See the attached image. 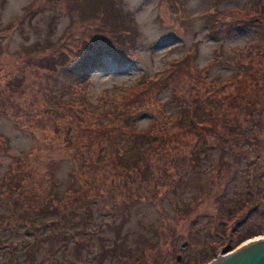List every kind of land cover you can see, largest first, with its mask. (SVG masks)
<instances>
[{
	"label": "rangeland",
	"instance_id": "374dc122",
	"mask_svg": "<svg viewBox=\"0 0 264 264\" xmlns=\"http://www.w3.org/2000/svg\"><path fill=\"white\" fill-rule=\"evenodd\" d=\"M103 3L120 8L113 18L119 27H133L130 37L121 36L122 31L118 38L110 36L114 45L105 42L110 30L100 20ZM248 3L264 5V0H0V264H205L227 253L225 248L233 251L264 237V111L261 122H244L249 129L241 125L240 133L218 127L200 135L160 126L179 114L174 94L187 97L191 105L200 98L205 105V95L220 90L211 78L225 80L239 69L219 50L240 59L239 49L252 48L245 63L253 59L255 67L261 66L252 45L264 32V14L247 18L254 12ZM213 6L224 12L215 27L209 12ZM197 38L209 52L200 55L191 46ZM86 42H104L126 62L104 55V63L84 78L80 94L100 107L117 102L137 128L154 121L152 133L169 138L161 154L160 144L147 141L159 150L148 154L153 167L146 180L134 169L114 165V144L99 142L105 137L102 127L88 130L91 136L80 140L76 133L97 125V116L89 112L75 124L46 113L52 105L66 109L68 100L59 95L65 69L86 55ZM188 53L199 67H208L206 82L185 62L189 74L162 78ZM159 77V84L151 83ZM79 88H64L65 97L74 96L72 111L78 108ZM135 90H145V100L127 109L125 97ZM239 103L240 97L230 103L229 117L238 113ZM66 128L74 130L73 136ZM245 128L248 137L241 135ZM202 144H207L204 151ZM196 153L199 164L194 165ZM247 188L254 194H246ZM48 201L58 211L38 213ZM241 202L245 210L231 217L232 206ZM251 211L256 215L245 217ZM23 214L36 216L37 224L29 228ZM222 214L231 218L223 233ZM60 217L59 232L44 224ZM240 221V230L256 227L246 239L240 231L233 234Z\"/></svg>",
	"mask_w": 264,
	"mask_h": 264
},
{
	"label": "trees",
	"instance_id": "16d2710c",
	"mask_svg": "<svg viewBox=\"0 0 264 264\" xmlns=\"http://www.w3.org/2000/svg\"><path fill=\"white\" fill-rule=\"evenodd\" d=\"M103 4H104V11L102 12L100 20H102L101 23L104 24L105 29L110 30L109 35H105L104 37L105 42H108L111 45H114L110 36L118 38L119 32L121 33L122 31H125V35H121V36L130 37L133 27L129 26L128 29L119 27L120 23L116 22L115 18H113L114 16H118L121 14L120 8L119 7L115 8V3H111L112 4L111 6H109V3H103ZM247 8L248 10L254 11L253 13L248 14L246 16L250 20H256L260 17L262 13L264 14V5L262 3H248ZM256 8L258 9V11H256ZM209 12L211 13V17H210L211 23H212L211 27H215L216 26L215 20L218 18V21H221L220 17L223 16L224 12L223 10L217 9L215 6H213ZM239 13L245 14V10L239 9ZM85 18H88V17L85 16ZM243 22L246 23V21H243ZM234 25L236 26V24ZM111 33L115 35L113 36L111 35ZM255 39H256L255 45H252V47L253 48L255 47L254 55L256 57H259L260 62H263L261 66L255 67L253 65V62H254L253 59H251V63L249 64L245 63L246 58L253 53L252 48H248L246 52H243L239 49L238 54H240L241 56L240 59H237V56L225 55L221 53V51L219 50L221 58L225 57V58H231V59L236 60V63L238 64L239 69L236 70L234 74L227 77V79L225 80H218L216 77L211 78L212 79L211 81H213L214 84H216L220 88V90L218 91L213 90L209 95L206 94L205 95L206 96L205 105H204V101H201L200 98H193L192 105H191L187 101V97L185 98L184 96L183 98H181L174 94V96L180 100L178 102L179 114L174 119L173 123L163 120V122H160L162 123V125L160 126H164V127L168 126V128L178 127L183 132H197L198 134L202 135L203 131H206V134H213L220 127L223 128V131H230L231 133H233L237 129V133H240L239 127L243 125L244 122H248V123L249 122H261L263 111H264V32H262L261 35L257 34ZM103 43L104 42H100V43L86 42L85 43L84 48H82L84 49L82 52L87 51L86 55L84 54V56L79 59L78 63L73 65L72 67L73 69H70V68L65 69L66 82L63 85L59 95H61L60 100H62V98L65 100H68L66 109L64 110L60 107H54L52 105L50 108L47 109L49 110V112L46 111V113L48 117L52 119H55L56 115L58 114L59 117L65 118L66 121L72 120V122H74L75 124H79L80 122H82L81 118L82 117L86 118L87 117L86 115L89 112L97 116L96 117L98 119L97 125L96 123H95V126L91 124L87 125L86 127L87 133H82V135H80V133H76V134H79L80 140L84 142L86 137L91 136L90 131L99 129V126L102 127V129H104L102 134L105 137L102 138L99 142L105 141L106 143L114 144V148H113L114 165L115 166L119 165L121 167L123 166L124 168H130L131 170L134 169L135 171H137L140 177H143L146 180L149 177L147 174L150 172V169L152 166V163L149 161L148 154H155V150L157 149L155 147L150 148L149 143L147 141L151 139L156 144H160V154H161L162 150H164L161 144L168 145L170 142L166 134H162V132L160 135H159V132H158V135L152 133V131L154 130L153 127L155 128L157 126V123L154 121H151L150 127L148 126L142 129L137 128L135 121H133L134 119L132 118L130 120L127 114H123L125 113V109L123 107H118L117 102L111 105H108L107 107H104V106L100 107L96 105L95 103H93V101H91L87 96L80 94L81 88L84 86L83 84H85L84 78L88 76V73L90 72L89 70L102 65L104 63L103 62L104 58L102 59L104 55H107V54L114 55V52L112 53L111 49L104 48ZM124 48H127V46L124 45ZM114 56H115L114 57L115 59L113 60L117 62H126L123 59H121L119 56L117 55H114ZM183 62H185L189 66L192 73H199L200 79L206 82L207 78L205 76V72L208 69V67H204V68L199 67L192 53H188L187 55L182 57L180 59V62H178L177 65L175 66V68L172 70L169 69L168 70L169 72L167 74H164L162 78L163 77L169 78L171 76L174 77L177 74V72H182V73L185 72L189 74V71L187 69H184L185 66L183 68ZM60 64L64 66L63 63H60ZM48 66H53L54 68V64L52 63L49 64ZM195 76L196 74L194 75V77ZM162 78L159 77L156 80H153L151 83L155 82L159 84V82L162 81ZM145 79L146 81H148V79L152 80L148 76H146ZM66 85L69 86V90L72 89L73 85L80 86L78 94H77L78 108L74 111L70 110L74 96L71 95L69 99H68V96L66 97L64 96V94H66V91L64 89ZM230 87H233V89L235 88V90L229 91L227 93L221 92L220 95L218 94L219 91L221 90L224 91L225 88L228 90V88ZM238 88H240V94L237 92ZM145 90H141V91L135 90L136 92L128 94L125 97L124 107L128 109L130 107L141 105L143 101L145 100L143 96V92ZM237 97H240V103L237 107L238 113L237 114L233 113L229 117L227 108L230 105V103H232V101L235 100ZM51 104L52 102L50 101V105ZM57 104L58 106L60 105L59 102H57ZM256 110L257 111L260 110V111L257 113ZM96 112L99 115H97ZM229 112L232 113L231 110ZM85 121H86L85 123L88 124V120L85 119ZM244 127H247V126H244ZM247 128H245V131L241 135H246L248 137L249 132ZM65 130H66V133H68L70 136H73L72 131L74 130L70 131L69 128H66ZM83 144L86 145V143H83ZM258 146L260 147V144H258ZM199 148H201L200 150L204 151L205 149H207V144H202ZM101 152L102 154H105L104 149H102ZM156 152L158 153V151ZM198 154L199 153L195 154V161L193 163L194 165L196 163L199 164ZM193 164L190 163L191 168H193ZM50 182L53 185V181L51 179H50ZM2 184L4 183L0 182L1 186ZM78 190L79 189L73 190V191H78ZM247 191L248 192H246V194H250V195L254 194L253 191L251 192L250 188H247ZM83 194H84V191L80 190L79 195H83ZM232 207L233 209L231 210H236V211H234L231 217H233L239 209L243 211L246 208V206H244L242 202ZM234 207L236 208L234 209ZM88 210H89L88 213L90 216L92 213V210L90 209ZM53 211H58V209L52 205L51 201H48L46 203H43L41 208L37 212L42 215H47L48 213L50 214ZM254 211L249 212V215L247 214L245 217L256 215V212ZM22 216H26V222L28 223L29 228L37 224L33 222L34 218L36 220V216H33V215L31 216L29 214H23ZM19 217L21 218V216ZM228 217L229 216L222 214V218L218 220L220 224H222L223 227L225 228L222 231V233L227 231V226H228L227 222H229V220L231 219ZM63 221L64 219L60 217L57 220L55 219L46 220L44 221V224L45 225L50 224L53 227V229H57L59 232L61 231V229H59L57 226ZM241 224H242V221L237 223V225L233 228V234L240 231L239 233L240 238L246 239L247 236L252 234L250 230H253L256 227L240 230L239 226L241 228L243 227L241 226ZM37 226L40 227L39 225ZM45 236L48 237L47 235ZM221 236L226 237L224 236V234H222ZM243 239H241V241H243ZM230 250L232 249L225 248L224 252H228ZM216 254L214 253L209 254V256L212 259Z\"/></svg>",
	"mask_w": 264,
	"mask_h": 264
},
{
	"label": "water",
	"instance_id": "95a60500",
	"mask_svg": "<svg viewBox=\"0 0 264 264\" xmlns=\"http://www.w3.org/2000/svg\"><path fill=\"white\" fill-rule=\"evenodd\" d=\"M185 245H182L183 249ZM205 264H264V239L246 243L242 247L227 252Z\"/></svg>",
	"mask_w": 264,
	"mask_h": 264
},
{
	"label": "clouds",
	"instance_id": "9594fccd",
	"mask_svg": "<svg viewBox=\"0 0 264 264\" xmlns=\"http://www.w3.org/2000/svg\"><path fill=\"white\" fill-rule=\"evenodd\" d=\"M191 46L196 51H198L200 55H204L205 53L210 51V49L208 48L206 43L203 42L202 38H197V39L193 40Z\"/></svg>",
	"mask_w": 264,
	"mask_h": 264
},
{
	"label": "snow or ice",
	"instance_id": "6c2138e0",
	"mask_svg": "<svg viewBox=\"0 0 264 264\" xmlns=\"http://www.w3.org/2000/svg\"><path fill=\"white\" fill-rule=\"evenodd\" d=\"M261 239H264V237H262Z\"/></svg>",
	"mask_w": 264,
	"mask_h": 264
}]
</instances>
